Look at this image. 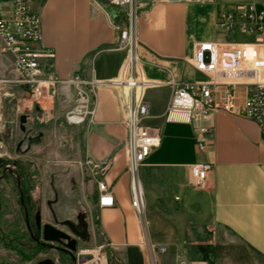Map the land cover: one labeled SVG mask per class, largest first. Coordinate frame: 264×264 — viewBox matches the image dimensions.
<instances>
[{"label": "crops", "instance_id": "obj_1", "mask_svg": "<svg viewBox=\"0 0 264 264\" xmlns=\"http://www.w3.org/2000/svg\"><path fill=\"white\" fill-rule=\"evenodd\" d=\"M9 2L1 3L0 14L8 12ZM139 7L137 54L144 78L156 83L145 93L151 113L146 124L162 136L161 146L139 172L148 239L169 250L158 255V264H168L167 255L176 264L178 253L192 264H264V130L252 120L220 111L205 122L214 128V137L209 148L200 150L192 126L165 120L172 83L202 77L190 65L195 45L240 35L217 30L216 6L210 3L139 0ZM32 9L41 18V46L55 53L50 73L60 79L78 74L103 82L120 76L126 52L116 50L118 31L90 0H39ZM9 69L16 78L13 56L0 51V76ZM22 90L31 109L36 103ZM55 94L66 96L61 104L65 113L72 108L73 86L60 85ZM97 97L95 123L77 128L85 134L86 160L102 163L95 173L86 164L90 178L84 205L95 247L78 250L102 247L119 264H148L140 220L132 207L118 95L103 86ZM198 163L213 166L200 189L193 186L190 172ZM97 178L112 187L115 206L98 207ZM38 258L37 263L47 258L54 264L73 261L56 249H43ZM33 259L36 256L22 264Z\"/></svg>", "mask_w": 264, "mask_h": 264}, {"label": "built area", "instance_id": "obj_2", "mask_svg": "<svg viewBox=\"0 0 264 264\" xmlns=\"http://www.w3.org/2000/svg\"><path fill=\"white\" fill-rule=\"evenodd\" d=\"M38 1L10 0L8 12L0 14V51L13 56L16 78L12 82L24 89L36 105L52 98L58 86H73V106L64 115L66 123L72 127L95 123L100 87L117 92L120 124L126 132L132 207L140 220L148 264H158V255L167 253L168 249L155 246L148 239L146 201L139 172L161 146L162 136L158 128L146 124L151 113L145 93L156 83L144 78L137 54L139 0H90L92 6L106 16L110 26L118 31L116 50L126 52L120 76L108 82L87 80L78 74L60 79L47 70L55 53L41 46V18L32 9ZM155 1L213 4L217 10V30L245 38V41L223 39L195 45L190 65L202 77L172 83L166 122L192 126L195 143L200 150L209 148L214 137V128L205 122L220 111L252 120L264 130V59L258 55V48H264V6L259 7L256 0H221L222 3H218L219 0ZM86 164L92 173L102 170L100 162L89 160ZM212 171L210 163L191 165L193 186L203 188ZM97 188L98 207L115 206L112 187L104 179L97 178ZM82 257L87 259L81 261ZM72 264H109V261L102 247L94 250L83 248L78 251ZM176 264L192 263L178 253Z\"/></svg>", "mask_w": 264, "mask_h": 264}, {"label": "rangeland", "instance_id": "obj_3", "mask_svg": "<svg viewBox=\"0 0 264 264\" xmlns=\"http://www.w3.org/2000/svg\"><path fill=\"white\" fill-rule=\"evenodd\" d=\"M259 7L264 6V0H256ZM6 0H0L1 5ZM218 3H222L221 0ZM3 14L5 12H2ZM140 15V10H139ZM171 16H173L171 14ZM172 28V27H171ZM241 36L226 37L227 41H245ZM1 47V42H0ZM260 59H264V48H258ZM15 75L12 71L6 70L0 76V136H5L7 128L17 130L18 119L22 114L32 113L28 107L30 103L26 100L22 89L15 86L12 80ZM66 96L60 97L56 94L47 98L39 105L40 112L36 113V127L34 131L43 133V140L40 144H33L29 153L20 157L14 153V145L9 142V153L4 143L0 144L1 160L25 159L34 162L36 165L37 177L41 184V205L42 220L51 223L52 218L47 207V201H52V207L58 219L72 217L76 212L82 211L87 215L85 183L89 180V169L86 165L84 149L86 147L85 134L83 129L69 126L65 121V109L62 103ZM14 133V132H13ZM54 184L53 196L50 183ZM91 237L87 243H81V247L94 248L90 244ZM56 244H49L47 251L56 248ZM46 250V249H45ZM35 251V245L30 239V234L20 211V204L17 199L16 185L11 181L0 183V264H22V255L31 257ZM43 251V250H42ZM41 251V252H42ZM169 251V250H168ZM186 254L188 250L184 249ZM39 252L38 254H40ZM36 251V259L39 260ZM168 256V264H173L172 258ZM167 256H165L167 258ZM108 257V256H107ZM31 259L27 260L30 261Z\"/></svg>", "mask_w": 264, "mask_h": 264}, {"label": "flooded vegetation", "instance_id": "obj_4", "mask_svg": "<svg viewBox=\"0 0 264 264\" xmlns=\"http://www.w3.org/2000/svg\"><path fill=\"white\" fill-rule=\"evenodd\" d=\"M32 113L30 114H22L18 119L17 130L12 129L10 127L7 128V132L5 136H0L1 143H4L6 151L9 153V142L11 141L14 145V153L17 156L24 157L29 151L30 147L33 144H40L43 140V133L34 131L33 128L36 127V113L40 112V108L34 105L31 108ZM0 114V121H1ZM14 132V133H13ZM38 142H36V139ZM8 144V145H6ZM9 147L12 146L9 145ZM36 165L34 162L25 160V159H16V160H1L0 159V183L6 182L7 180H11L17 189V199L20 204V211L24 217V222L27 227V230L30 234V239L32 243L35 245V251L31 256L33 258L36 256V251L38 248H42V250L48 248L49 243H45L42 240L41 230L36 225V218L39 216L41 219V227L45 224L42 220L41 215V203L40 199H42L41 195V184L39 178L37 177ZM50 187L53 192V196L56 197V193L53 190L54 184L50 183ZM47 207L50 211L52 222L49 223L56 228L63 230L64 232L70 234V230L68 227L61 225V222L64 221H72L77 226L82 227V225L87 222V216L82 211L76 212L72 217L58 219L56 216L54 209L52 207V201H47ZM74 238V237H72ZM81 240L77 242V249H79ZM56 247H62L61 245L56 244ZM55 249V248H54ZM83 249V248H82ZM81 250V249H80ZM77 250L76 253H78ZM39 253V251L37 252ZM76 255V254H75ZM24 256L22 255V260H24Z\"/></svg>", "mask_w": 264, "mask_h": 264}, {"label": "water", "instance_id": "obj_5", "mask_svg": "<svg viewBox=\"0 0 264 264\" xmlns=\"http://www.w3.org/2000/svg\"><path fill=\"white\" fill-rule=\"evenodd\" d=\"M36 139V142H38ZM63 226L68 227L70 230V234L64 232L56 228L51 224H45L41 227V219L38 216L36 218V225L41 230L42 240L45 243L49 244H58L62 247H56L55 249L59 252H63L65 254H69L75 259V254L77 252V242L81 240L82 242H88L90 235H89V225L85 222L82 227L77 226L72 221H64L60 223ZM74 237V238H72ZM87 259L86 257L80 258L81 261ZM37 264H54L53 260L50 258L44 259L39 261Z\"/></svg>", "mask_w": 264, "mask_h": 264}, {"label": "trees", "instance_id": "obj_6", "mask_svg": "<svg viewBox=\"0 0 264 264\" xmlns=\"http://www.w3.org/2000/svg\"><path fill=\"white\" fill-rule=\"evenodd\" d=\"M42 250V248H38V250H37V252L38 251H41ZM33 258V256H31V257H27V256H24V260H29V259H32ZM108 261H109V264H116V263H118L117 262V260H116V258H115V256H113V254H111V252H108Z\"/></svg>", "mask_w": 264, "mask_h": 264}]
</instances>
